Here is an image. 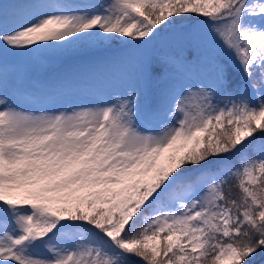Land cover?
I'll use <instances>...</instances> for the list:
<instances>
[{"label": "snow or ice", "instance_id": "obj_1", "mask_svg": "<svg viewBox=\"0 0 264 264\" xmlns=\"http://www.w3.org/2000/svg\"><path fill=\"white\" fill-rule=\"evenodd\" d=\"M0 264H264V0H0Z\"/></svg>", "mask_w": 264, "mask_h": 264}, {"label": "rangeland", "instance_id": "obj_2", "mask_svg": "<svg viewBox=\"0 0 264 264\" xmlns=\"http://www.w3.org/2000/svg\"><path fill=\"white\" fill-rule=\"evenodd\" d=\"M74 69L68 66V62L50 63L48 68L49 73H61L65 71H72ZM131 71L130 69L128 70ZM123 81L116 77H109L104 75H96L87 78L84 82V87L91 93H84L75 97H70L69 100L73 103L87 102L89 100L101 99L113 94L114 90L122 87Z\"/></svg>", "mask_w": 264, "mask_h": 264}]
</instances>
